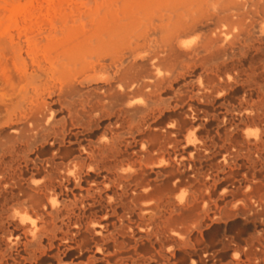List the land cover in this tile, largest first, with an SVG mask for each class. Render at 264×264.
I'll list each match as a JSON object with an SVG mask.
<instances>
[{"label": "bare ground", "instance_id": "1", "mask_svg": "<svg viewBox=\"0 0 264 264\" xmlns=\"http://www.w3.org/2000/svg\"><path fill=\"white\" fill-rule=\"evenodd\" d=\"M171 2L14 49L0 264H264V0Z\"/></svg>", "mask_w": 264, "mask_h": 264}, {"label": "rangeland", "instance_id": "2", "mask_svg": "<svg viewBox=\"0 0 264 264\" xmlns=\"http://www.w3.org/2000/svg\"><path fill=\"white\" fill-rule=\"evenodd\" d=\"M171 10V0H0V125L18 110L28 87L22 73L25 56L19 58L14 51L19 44L25 47L34 42L39 32L59 19L76 20L79 32L120 21L122 29L133 33L137 30L133 18H168ZM38 57L42 59L43 54ZM232 254L221 264L234 259Z\"/></svg>", "mask_w": 264, "mask_h": 264}]
</instances>
